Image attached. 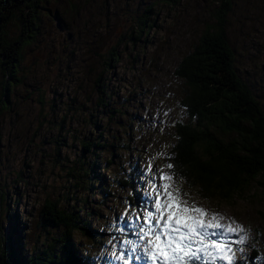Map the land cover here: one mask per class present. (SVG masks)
<instances>
[{
  "label": "rangeland",
  "instance_id": "374dc122",
  "mask_svg": "<svg viewBox=\"0 0 264 264\" xmlns=\"http://www.w3.org/2000/svg\"><path fill=\"white\" fill-rule=\"evenodd\" d=\"M227 1L35 0L32 7L15 3L0 12V24L6 22L0 53L16 62L13 69L0 56V194L6 196L0 200V261L6 257L3 238H11L15 224L24 250L30 252L41 245L50 248L49 241L60 236L61 227H48L53 214L47 207L51 204L59 212L74 207V195L79 197L81 190L75 192L78 185L68 171L81 159V143L98 139L102 130V140L116 148L103 147L98 158H111V171H122L131 181L129 187L110 185L111 172L102 171L103 161L99 164L103 184L109 191L113 187L111 199L115 197L102 208L91 204L103 240L91 259L98 256L94 264H118L109 241L124 239L115 228L127 225L117 217L137 209L129 207L131 193L143 199L137 206H146L140 193L148 189L146 177L168 171L165 165L174 159L177 124L189 119L182 105L186 86L175 68L218 11L223 13L234 68L264 111V0ZM145 20L147 28L141 30ZM132 36H141L134 46L129 42ZM111 57L118 61L110 64ZM4 82H10L7 96ZM103 83L108 86L102 92L113 96L106 109L96 106ZM120 105V116L109 114ZM182 178L175 182L188 194L185 198L205 209L209 218L215 214L219 223L246 230L243 243L236 242L238 235L229 237L233 264H264L263 187L255 183L243 197L213 204L201 200L200 191L185 175ZM72 240L89 257L91 243ZM129 264L143 261L133 256ZM209 264L229 261L217 256Z\"/></svg>",
  "mask_w": 264,
  "mask_h": 264
},
{
  "label": "trees",
  "instance_id": "16d2710c",
  "mask_svg": "<svg viewBox=\"0 0 264 264\" xmlns=\"http://www.w3.org/2000/svg\"><path fill=\"white\" fill-rule=\"evenodd\" d=\"M170 1L175 3L176 0ZM227 2L223 0L224 5ZM15 3L31 7L36 5L35 0H0V12L11 10L10 7ZM37 8H33L32 12L35 13ZM222 15L223 13L218 11L216 17H213V24L206 25L192 51L178 61L174 72L185 83L182 105L189 114L188 121L178 123L176 128L175 154L171 163L174 165V175L181 180L185 175L186 182L193 184L200 191L198 197L213 204L217 199L229 202L233 197H243L255 183L264 189V111L234 68V56L224 33ZM146 21H141V30L147 28ZM2 23L0 41L3 40L2 35L4 36L6 30V22ZM140 39L141 36L137 39L132 36L129 42L134 46ZM141 43L145 44V40ZM0 56L3 57L1 61H8L11 68L15 69L16 62L13 59L2 53ZM117 61V57H111L110 64ZM3 86V92L6 94L10 82H4ZM107 86L108 84L103 83L98 88L103 90H99L102 95L99 98L100 103L96 106L102 109L109 107V99L113 97L109 92H102ZM121 108L120 105L114 110H109V114L118 117L122 114ZM102 133L101 130L96 140L81 143L82 162L81 159L76 161L68 171L78 185L75 186V192L81 190L77 193L79 197L74 195V207L65 208L61 212L56 211L51 204L47 207L53 214L47 222L48 227H61L63 232L60 236L49 241L50 248L41 245L38 246V251L34 248L30 252L24 250L21 242L23 235H17L19 229H15L14 223L11 238H3L1 248L6 257L1 256L0 264H94L97 261L98 256L93 260L91 256L95 254L96 245L103 240L100 238L101 226L94 222L93 216L96 213L91 204L96 203L98 208H102L115 197L111 199L115 194L113 187L109 191L103 184L105 178L99 164L103 161L102 171L111 172L108 181L110 185L114 183L129 187L131 181L122 171H111V158H98L103 147L107 150L110 147L112 150L116 148L114 145L108 146L102 140ZM59 150L58 148L56 152ZM86 153L90 156L87 163ZM122 166L127 167L125 164ZM3 198L6 196L0 194V200ZM129 200L132 202L131 197ZM0 204L4 205L2 202ZM13 216L18 222L22 221L18 220L20 218H17L15 213ZM72 238L91 243L89 257H85L82 250L75 247ZM56 246L59 247L58 250H55Z\"/></svg>",
  "mask_w": 264,
  "mask_h": 264
},
{
  "label": "snow or ice",
  "instance_id": "6c2138e0",
  "mask_svg": "<svg viewBox=\"0 0 264 264\" xmlns=\"http://www.w3.org/2000/svg\"><path fill=\"white\" fill-rule=\"evenodd\" d=\"M165 168L168 171L160 169L156 175L146 177V206L126 210L117 217L127 227L117 225L115 230L124 239L115 243L109 241L113 260L129 264L134 256L143 264H209L219 256L233 264L230 252L233 241L229 237L238 235L236 242L243 243L246 230L239 224L233 227L231 223H219L215 214L209 218L205 209L185 198L188 194L175 182L174 165L169 163ZM149 169L155 171L153 165H149ZM132 235L137 239L128 238Z\"/></svg>",
  "mask_w": 264,
  "mask_h": 264
},
{
  "label": "bare ground",
  "instance_id": "6f19581e",
  "mask_svg": "<svg viewBox=\"0 0 264 264\" xmlns=\"http://www.w3.org/2000/svg\"><path fill=\"white\" fill-rule=\"evenodd\" d=\"M134 162H136V161H134ZM128 190H129V189H128ZM140 193H141L142 196H144L145 190L140 191ZM129 197H131V196H129ZM129 197H128V198H129ZM139 197H140V196H139ZM128 202L130 203V205H133L134 208H137L136 203H138L139 201L134 202V199H132V202H130V200H129ZM138 206H140V205H138Z\"/></svg>",
  "mask_w": 264,
  "mask_h": 264
}]
</instances>
